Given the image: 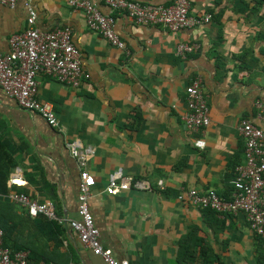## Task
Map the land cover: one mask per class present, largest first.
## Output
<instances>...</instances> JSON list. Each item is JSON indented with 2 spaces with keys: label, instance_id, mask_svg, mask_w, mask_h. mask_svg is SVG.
<instances>
[{
  "label": "crops",
  "instance_id": "obj_1",
  "mask_svg": "<svg viewBox=\"0 0 264 264\" xmlns=\"http://www.w3.org/2000/svg\"><path fill=\"white\" fill-rule=\"evenodd\" d=\"M91 1L116 18L115 31L131 56L90 31L82 10L62 0L32 1L40 30L71 28L90 79L74 89L40 77L39 100L52 103L59 128L20 109L0 89V188L51 201L60 219L79 220L80 168L68 147L79 140L96 151L88 163L96 180L90 211L101 244L117 259L130 264H260L264 244L244 214L222 218L179 195L181 189H196L230 197L236 167L246 162L238 126L246 119L261 124L257 104H264V5L189 0L192 15L211 13L213 20L171 33L138 25L126 13L112 12L105 0ZM133 1L170 5L174 0ZM27 18L26 0L14 8L0 5L1 53L9 51L14 34L25 31ZM181 43L198 44L199 50L180 58L176 49ZM197 77L211 119L200 133L188 130L183 121L186 89ZM117 171L153 190L108 195L109 177ZM15 173L19 183L11 186ZM161 181L164 191L157 189ZM12 204L3 208L12 219V244L25 247L32 263L106 264L66 222L54 226Z\"/></svg>",
  "mask_w": 264,
  "mask_h": 264
},
{
  "label": "built area",
  "instance_id": "obj_2",
  "mask_svg": "<svg viewBox=\"0 0 264 264\" xmlns=\"http://www.w3.org/2000/svg\"><path fill=\"white\" fill-rule=\"evenodd\" d=\"M18 1L0 0V5L14 8ZM32 1L26 0L27 28L10 38L7 53L0 52V89L12 98L20 109L39 114L51 127L59 128V119L52 103H43L39 100L40 77H51L77 89L90 79V75L83 69L81 52L73 42L71 28L56 27L49 32L40 30L37 27L38 13L32 6ZM62 1L69 7L85 13L90 31L100 34L127 57L131 56L126 42L115 31L116 18L113 15L104 14L91 0ZM105 4L112 12L126 13L138 25L162 27L171 33L202 27L213 20L211 13L192 15L189 0H174L170 5L146 4L133 0H105ZM198 50V44L181 43L177 46L176 55L185 59L187 55ZM186 103L187 112L183 116V121L187 129L194 133L207 129L211 124L210 110L201 77L195 78L187 87ZM257 107L261 126L250 119L241 121L238 126L245 142L246 162L236 167L237 175L230 197L225 199L215 191L181 189L179 199L196 207L209 209L222 218L244 214L251 231L264 241V104L258 102ZM198 146L204 149L205 143L199 141ZM68 147L80 168L79 220L60 219L56 206L51 201L41 202L19 192H10L7 196L0 194V197L26 208L31 217L42 216L60 224L66 222L81 244L101 257L106 264H130L128 260L117 259L111 249H106L101 244L100 231L90 211L96 180L88 170V163L95 156V149L84 146L79 140L69 143ZM18 183L19 177L15 173L9 184L14 186ZM133 188L142 191L153 190L149 183L125 177L121 171H117L109 177L105 192L113 196ZM157 189L159 191L166 189L163 181L158 183ZM3 238L4 231L0 228V264H33L28 260L26 252L12 253L9 248H5Z\"/></svg>",
  "mask_w": 264,
  "mask_h": 264
},
{
  "label": "trees",
  "instance_id": "obj_3",
  "mask_svg": "<svg viewBox=\"0 0 264 264\" xmlns=\"http://www.w3.org/2000/svg\"><path fill=\"white\" fill-rule=\"evenodd\" d=\"M255 1H256V4L259 5V6H261V5L263 6L264 5V0H255ZM8 192L9 191H7V189H5V188L1 189L0 188V194H2L4 196H7L8 195L7 194ZM222 197L225 198V199H228L229 198V194L226 193ZM12 203L13 202H11L10 200H8L7 198L0 197V228L4 231V238H3L4 239V247L5 248H9L12 253L26 252L25 251L26 250L25 247H18V246H15V245L12 244L13 239H12L11 234H13V231H14V227L11 226L12 219L11 218H8L6 216V214H3V208L4 207H7V206H12L13 205ZM206 210L207 211H211L209 209H206ZM211 212H213V211H211ZM52 224L54 226H57L59 223L56 222V221H52ZM256 238L258 240H260L261 244H264V241H262L261 238H259L258 236H256ZM43 263H46V262H43ZM46 264H48V263H46ZM260 264H264V261L261 260L260 261Z\"/></svg>",
  "mask_w": 264,
  "mask_h": 264
}]
</instances>
